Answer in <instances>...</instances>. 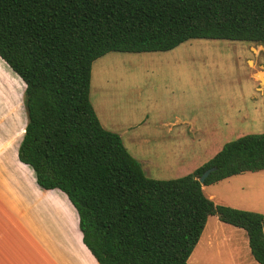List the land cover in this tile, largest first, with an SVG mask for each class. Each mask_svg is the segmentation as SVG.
Instances as JSON below:
<instances>
[{
	"label": "trees",
	"instance_id": "obj_1",
	"mask_svg": "<svg viewBox=\"0 0 264 264\" xmlns=\"http://www.w3.org/2000/svg\"><path fill=\"white\" fill-rule=\"evenodd\" d=\"M192 38L264 44V0H0V58L25 85L18 158L40 187L65 193L98 264H188L214 214L244 229L264 264V215L215 203L202 187L264 170V133L224 143L192 172L155 179L90 101L98 57L169 51Z\"/></svg>",
	"mask_w": 264,
	"mask_h": 264
},
{
	"label": "crops",
	"instance_id": "obj_2",
	"mask_svg": "<svg viewBox=\"0 0 264 264\" xmlns=\"http://www.w3.org/2000/svg\"><path fill=\"white\" fill-rule=\"evenodd\" d=\"M180 46L179 44L164 52L176 50ZM247 47L254 57L264 54V44L250 42ZM246 61L251 68L249 75L258 84L256 88L264 94V73L254 70L258 60L254 62L251 58H247ZM178 64L182 66V63L178 62ZM9 68L0 58L2 77L9 73ZM185 70L181 71L182 77L185 75ZM179 82L181 84L173 86L186 88L181 78ZM4 83L6 84V81ZM168 95L166 104L170 108L165 104L169 110L168 115L166 118L159 117L154 121L152 124L154 128L166 127V132H162L161 135L172 133L180 136L185 132L186 127L188 132L197 133L196 140L202 143H196V140L192 143L178 141L175 138L171 142L164 143L158 142L156 136L149 138L139 135L137 137L139 145L148 143L147 140L152 142L149 153L144 157L139 154L141 160L148 163V166H144L142 161L139 162L145 174H149V170L165 168L167 159L171 156L172 163L178 168L176 173L184 175L192 172L222 147L219 144L218 147L213 148L211 143L203 138L204 133L232 132L239 115L248 117L247 113L239 114L234 111L235 99L230 96L225 99L227 105L224 109H227L223 111L220 107L223 103L222 95L204 93L189 95L182 91ZM22 96L17 98L12 95H0V264H98L82 241L77 212L65 193L57 188L40 187L31 166L18 158V147L27 122ZM260 96L264 102V95ZM191 98L196 103L192 104ZM253 98L254 95H250L252 107ZM162 103L163 101L160 100L155 102L159 115L165 113L162 111ZM190 103L198 109L192 108ZM124 146L127 148L125 144ZM133 157L138 160L137 157ZM218 183L231 187L230 191L236 189V193L231 195L232 202L219 200V204H228L231 207L264 215V170L233 175ZM204 186L206 185L202 186L203 191ZM208 197L212 200L216 198L214 192H210ZM187 262L188 264H260L250 253L245 230L222 221L209 225L206 221Z\"/></svg>",
	"mask_w": 264,
	"mask_h": 264
},
{
	"label": "rangeland",
	"instance_id": "obj_3",
	"mask_svg": "<svg viewBox=\"0 0 264 264\" xmlns=\"http://www.w3.org/2000/svg\"><path fill=\"white\" fill-rule=\"evenodd\" d=\"M249 43L226 39L192 38L182 42L180 48L170 52H107L95 59L91 65L90 101L101 125L121 134L128 151L132 156L137 157L139 162L142 161L139 154L144 157L150 152L152 144L147 140L148 143L139 145L140 142L137 141L139 135L149 138L156 136L158 142L164 143L171 142L174 138L190 143L197 139L198 134L188 132L186 127L185 132L178 136L172 133L161 135L162 132H166V127L157 129L152 125L159 117L166 118L169 112L167 107L170 108L166 104L168 94L171 95L175 91L186 92L189 95L198 93L222 95L223 103L220 107L223 111L227 109H224L227 105L225 99L230 96L235 99L234 111L248 114L247 118L239 115L232 132L204 133L203 138H206L213 148L243 134L264 133V102L260 96L264 94L256 88L258 84L249 75L251 68L246 61L247 58L258 60L254 70L264 73V54L254 57L247 47ZM178 62L182 63V66H179ZM184 69H186L185 75L182 77L181 71ZM0 77L2 78L0 95H12L17 98L23 95L25 87L23 81L10 68L8 74L3 77L0 74ZM180 78L186 88L173 86L181 84ZM7 81H9L8 85ZM250 95H254L253 107ZM158 100L163 101L162 111H165L163 115H159V109H156L155 102ZM190 102L196 103L192 98ZM191 107L198 109L197 106L191 105ZM196 143L202 142L196 140ZM172 161L171 156L167 159L165 168L149 170L147 176L151 178L181 176L183 173H176L178 168ZM142 164L148 166L145 161ZM230 188L216 182L204 186V193L208 196L210 192H214L215 203H219V200L232 202L231 195L236 193V189L230 191ZM207 222L209 225L220 220L214 214L208 217Z\"/></svg>",
	"mask_w": 264,
	"mask_h": 264
},
{
	"label": "water",
	"instance_id": "obj_4",
	"mask_svg": "<svg viewBox=\"0 0 264 264\" xmlns=\"http://www.w3.org/2000/svg\"><path fill=\"white\" fill-rule=\"evenodd\" d=\"M215 169L214 166H211V167H208L207 169H205L201 175L198 177V180L200 183H203L204 182V179L208 176V174L213 171ZM263 227H264V224H263Z\"/></svg>",
	"mask_w": 264,
	"mask_h": 264
}]
</instances>
